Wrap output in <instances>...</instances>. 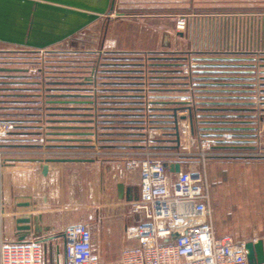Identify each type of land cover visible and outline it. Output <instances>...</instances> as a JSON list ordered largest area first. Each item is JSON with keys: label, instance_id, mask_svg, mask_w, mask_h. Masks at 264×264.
I'll return each mask as SVG.
<instances>
[{"label": "crops", "instance_id": "0c3cea01", "mask_svg": "<svg viewBox=\"0 0 264 264\" xmlns=\"http://www.w3.org/2000/svg\"><path fill=\"white\" fill-rule=\"evenodd\" d=\"M262 4L260 8L245 10L256 24L241 27L240 34H235L236 53L229 54V60L222 57L208 60L210 62L196 59L197 68L193 71L196 76L185 70L188 51L178 58L167 57L165 63L164 59L153 57L147 69L148 64L138 57L112 58L106 44L97 48L108 52L104 51L107 56L102 58V52L92 47L82 51L81 44L75 49L77 42L73 43L75 56L84 52L92 58L96 53L98 58L87 60L85 65L74 59L73 76L66 72L51 74L52 87L48 89L61 99L60 90L71 91L67 84L73 82V97L84 98L73 102H83L86 112L77 110L73 115L64 116L60 110L50 111L47 130L55 131L47 132L48 135L66 140L44 145L50 149L45 155L39 151L40 139L28 135L41 131L34 111L39 107L41 77L27 74L35 68L27 69L22 59L17 58L5 66L0 64L3 68L0 69L1 96L7 98L5 106H1L0 118L12 126L0 145L11 149L0 179V236L3 240L9 243L37 240L45 248L47 264H57L64 257L65 229L85 223L92 229L100 263L118 261L124 249L137 246L136 240L127 236V228L143 220L142 214L132 209V204L140 198L139 168H130L128 163L132 159L140 162L141 154L149 152L168 164L171 179L176 177V173L170 171L171 165L180 163L182 170H187L184 163L190 157L189 145L182 133L177 141L172 116V109L182 108L187 97L198 100L199 142L205 145L213 140L214 149L233 152L204 162L206 174H212L214 180L209 193L210 219L216 234L230 236L244 227L264 228V157L257 155L264 153V0ZM9 47L0 51H9ZM95 66H99L98 102L91 105L87 103L92 100L93 92L79 86V77L83 72L92 77ZM60 77L65 80H59ZM146 88L150 89L148 97L153 102L149 111L145 107ZM58 99L57 104L49 108L65 106ZM88 108H92L91 111ZM187 114L184 109L177 112L178 118ZM56 118L62 122L55 123ZM227 134L231 139L226 140ZM81 136L86 137L85 141ZM46 137L42 133L43 143ZM92 146L110 155L51 153L61 152L66 147L77 152L87 151ZM173 153L178 155H169ZM198 158L201 160L200 156ZM47 159L82 161L46 162ZM25 218L30 219L28 224L20 222ZM26 226L30 229L22 230Z\"/></svg>", "mask_w": 264, "mask_h": 264}, {"label": "built area", "instance_id": "2783aa9c", "mask_svg": "<svg viewBox=\"0 0 264 264\" xmlns=\"http://www.w3.org/2000/svg\"><path fill=\"white\" fill-rule=\"evenodd\" d=\"M186 24V17L181 16L177 29H185ZM236 33L234 29L230 31L228 51L214 53L224 55L236 53L234 50ZM13 47L9 51H0V64L5 66L18 58L24 60L27 67H36L37 71L42 74L38 93L40 101L36 116L39 121L38 125H40L38 128L47 130L51 118L47 96L48 88L52 87L45 75L50 67L46 59L48 51ZM206 48L204 42L198 44L195 41L193 50L186 52L185 70L187 73L190 74V68L196 66L194 55L209 53L206 52ZM37 54L38 57L35 56ZM98 67L95 66L92 69V77L83 78L84 82L93 86L95 91L99 90ZM192 88H194L193 83L191 91ZM145 91L148 97L150 89L146 88ZM149 97L145 102L148 111L153 107V102ZM186 99L191 112L184 108L188 114L182 116L186 119L179 118L181 120L180 124L178 122L179 131L191 133L190 113L194 111L196 101L192 97ZM3 119L0 118V135L12 129V126ZM40 142L43 143V139H40ZM51 153L61 156L110 155L109 152L96 149V146H92V149L87 151ZM51 153L49 152V155H52ZM9 155L11 152L0 151V179L5 159ZM141 155L143 159L140 162L132 159L128 166L139 168L140 198L132 204V209L135 213L142 214L143 220L127 228V236L136 240L137 246L124 249L120 253L118 264H248L247 242L237 241L230 236H218L215 232L210 219V186L206 174L195 170H182L176 173L174 179H171L169 166L162 158L149 152ZM257 155L264 157V153ZM205 158L206 154L203 155L204 160ZM0 264H47L45 248L37 240L9 243L0 236ZM57 264H101L95 252L90 225L78 223L65 229L64 257L62 262L58 261Z\"/></svg>", "mask_w": 264, "mask_h": 264}, {"label": "rangeland", "instance_id": "374dc122", "mask_svg": "<svg viewBox=\"0 0 264 264\" xmlns=\"http://www.w3.org/2000/svg\"><path fill=\"white\" fill-rule=\"evenodd\" d=\"M262 5V0H116L115 11L110 16L101 17L98 21L94 22L83 31L73 36L71 39L46 49L48 51V56L46 59L48 60V64H50L47 73H45L46 77H48V79H46L49 80V82H52L53 79L50 78L51 74L62 75L64 72L70 76H73V60L76 58L79 59L84 65L86 64L87 60L92 59L91 61H96L98 58V54L96 55V53L92 58L84 52L80 54L78 53L77 56H75L73 54V50L77 49L79 44H81L80 50L82 51L92 47L97 51L102 52V55H99L100 57L103 56L102 58L105 57L107 51L97 48L106 44L107 50L111 52L109 56L112 58L138 57L143 60L145 65L148 64L147 69H150L149 64L151 63V58L154 57V59H156L155 57H159L162 60L164 59L163 61L165 63V59L167 57H181L186 51L193 50L195 41L198 42V44L204 42L207 46L205 50L206 52H209L203 55H194L195 59L205 58V60L213 61L214 59L220 57L228 58V55L216 54L214 52H220L224 50L228 51V46L230 43V31L232 29L240 34L241 27H250L251 23L253 25L256 24L255 20L253 21L248 17V14L245 10L248 8H260ZM181 16H185L187 19L185 29H177V25L181 20ZM235 28H237L238 31ZM217 35L219 36L217 37ZM73 42H77L76 48L74 47L75 49L73 48ZM8 47L9 45L0 43V48ZM9 48L14 47L10 46ZM35 56L38 57V54ZM185 57L187 56L185 55ZM102 58H100V60ZM88 64H91V62ZM196 68L197 67L190 68L191 76H196L193 72L196 70ZM57 70L59 72H57ZM27 74L30 76L42 75L37 71L36 67L32 70V72H28ZM81 76L82 77H79V86L83 87V89L85 88L84 90L87 89L94 93L92 96L93 101L90 100V102L87 104H96L98 102L97 96L99 90L95 91L93 86L84 82L83 78L87 77V72H83ZM59 80L65 79L60 77ZM70 80H73V78ZM194 83L195 82H193V84ZM67 86L72 89L71 91L67 88L66 90H60V94L67 93L68 95L62 96V100L73 102V100L80 101L84 99L82 97H73V82L72 84H67ZM194 101H196V104L193 108L194 111L192 112L194 134H188V132L180 131V135L182 133L183 138L187 140V144L189 145L188 154L190 157L187 158V161L184 164L187 167L186 171L195 170L204 172L206 174V166L204 163L205 160H209L213 157L214 159H220L223 158V155H230L233 154V152H229V149L220 151L214 149V145L216 144L213 142V140H208L209 143L205 145L199 142L200 137L198 134L199 131L197 129L200 127V123L198 122L201 121V116L198 111L199 105L197 98H194ZM63 105L65 106H62L60 111L63 112L64 116L73 115V112H77V110L80 112H86V109L82 111L84 108L83 102L77 104L75 102L73 104ZM73 105H77V107L79 106L80 108H67V106L73 107ZM91 109L92 108H88L89 111H91ZM52 119H54V117ZM56 119L59 120V118ZM60 122H62V120ZM47 132L53 131H33V133L40 134L38 137H36L37 139L42 138V133L47 136L45 143H39L41 145V149H39V151L44 153L50 150L45 148L44 145H50L55 142L54 140H66L62 137L48 135ZM7 133L8 132L2 133V135H0V145L3 142L2 140L7 138ZM83 134L85 135V133ZM77 136L79 135L77 134ZM225 137L226 140H229L228 134ZM33 138L35 137L33 136ZM80 138H83L85 141L86 137L84 138L81 136ZM67 141L66 144L70 145L71 143ZM92 141L93 140H91V142ZM63 149V151H73V149L70 147ZM2 150L5 152H11V149H4L0 147V151ZM51 151L55 150L51 149ZM204 154H206L205 160L203 159ZM198 156H200L202 161L198 158ZM206 178L209 180L208 184L211 189L214 185L212 174H206ZM80 198L81 196L78 195V199ZM85 219L86 217L84 220ZM242 229L243 230H241L238 234L230 236H232V238L237 241L244 242H256L260 238H263L264 240V234L262 233L264 231L263 227H244ZM59 248L60 255L62 256V242L59 243ZM106 264H118V261L113 260L111 262H106Z\"/></svg>", "mask_w": 264, "mask_h": 264}, {"label": "water", "instance_id": "95a60500", "mask_svg": "<svg viewBox=\"0 0 264 264\" xmlns=\"http://www.w3.org/2000/svg\"><path fill=\"white\" fill-rule=\"evenodd\" d=\"M116 0H0V43L35 50L48 49L77 35L101 17L115 11ZM223 60H229L223 58ZM232 60V59H231ZM64 104L75 102L66 101ZM188 102H183L184 109ZM179 109H172L177 141L180 139ZM191 112V111H190ZM181 119H186L182 117ZM191 133L194 134L192 113ZM42 161V160H39ZM82 161L71 159H47L46 162ZM170 171L179 173L182 165L170 166ZM120 186V190H121ZM20 222L28 224L29 218ZM30 227L22 230H29ZM248 264H264V240L246 243Z\"/></svg>", "mask_w": 264, "mask_h": 264}, {"label": "trees", "instance_id": "16d2710c", "mask_svg": "<svg viewBox=\"0 0 264 264\" xmlns=\"http://www.w3.org/2000/svg\"><path fill=\"white\" fill-rule=\"evenodd\" d=\"M203 60V59H205V58H199V60ZM206 62H210V61H206ZM49 84L51 85L52 84V82H49ZM2 89H0V107L7 101V98H5V97H3V96H1L2 95ZM50 93V94H49ZM57 99L58 98H56L55 96H53L52 95V93L51 92H48V96H47V100L49 101V106L50 105H56L57 103H55L56 101H57ZM59 100V99H58ZM52 101H54V102H52ZM32 106H35V104H33ZM53 107H55V106H53ZM1 109V108H0ZM54 109H57V110H60V108H49V111H51V110H54ZM85 109L83 108L82 109V111H84ZM35 112H37L38 111V109H35L34 110ZM85 112V111H84ZM51 121H53V120H51ZM61 120H54V122L55 123H58V122H60ZM50 131H55V130H50ZM28 135H30V136H34V137H38L40 134H37V133H33V132H30V133H28ZM9 137H10V135H9Z\"/></svg>", "mask_w": 264, "mask_h": 264}, {"label": "flooded vegetation", "instance_id": "af4514ba", "mask_svg": "<svg viewBox=\"0 0 264 264\" xmlns=\"http://www.w3.org/2000/svg\"><path fill=\"white\" fill-rule=\"evenodd\" d=\"M74 43V42H73ZM62 96H68V95H64V94H62V95H60V97L59 98H61ZM58 102H60V104H64V103H61V102H66V101H64V100H62V99H59V101ZM61 108V107H60Z\"/></svg>", "mask_w": 264, "mask_h": 264}]
</instances>
